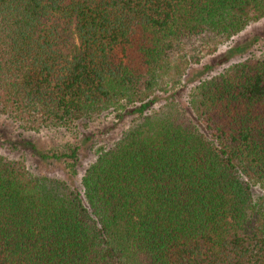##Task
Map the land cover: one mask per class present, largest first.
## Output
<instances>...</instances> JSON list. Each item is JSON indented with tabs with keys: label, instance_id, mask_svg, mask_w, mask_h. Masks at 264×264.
I'll list each match as a JSON object with an SVG mask.
<instances>
[{
	"label": "trees",
	"instance_id": "trees-1",
	"mask_svg": "<svg viewBox=\"0 0 264 264\" xmlns=\"http://www.w3.org/2000/svg\"><path fill=\"white\" fill-rule=\"evenodd\" d=\"M263 17L264 0H0V116L26 132L133 116L81 190L80 144L10 142L71 184L0 155V264H264V56L196 69Z\"/></svg>",
	"mask_w": 264,
	"mask_h": 264
},
{
	"label": "rangeland",
	"instance_id": "rangeland-1",
	"mask_svg": "<svg viewBox=\"0 0 264 264\" xmlns=\"http://www.w3.org/2000/svg\"><path fill=\"white\" fill-rule=\"evenodd\" d=\"M264 33V17L250 22L243 30L235 34L226 42L220 44L217 50L210 55L202 58L200 65L196 69H200L204 65H209V68L201 78L210 77L221 72L228 65L243 59L246 56H264V43L259 42L253 45L243 55H234L229 58L227 62H223L224 54L235 44L251 39L253 36ZM189 79H197V76L190 75ZM188 80V79H187ZM183 81L179 88L178 100L184 102L186 94L189 92L193 83L190 81ZM166 95H162L160 101H163ZM157 107V106H156ZM133 121V116H125L123 120H118L115 117V111L112 109L104 111L102 114L89 119L83 120L77 124L73 131H66L63 129L56 130H41L39 132L22 131L15 124L11 123L7 118L0 116V155L10 160H23L27 168L34 174L67 179L63 164L61 163H43L30 151L23 148L13 149L10 146L11 141H19L22 137L29 138L38 142L44 149L57 147L61 148L66 143L80 144V161L77 167V174L74 177V185L81 190L80 178L85 168L94 160L99 148H108L120 136L129 124ZM254 196L264 195V192L258 188L253 187Z\"/></svg>",
	"mask_w": 264,
	"mask_h": 264
}]
</instances>
